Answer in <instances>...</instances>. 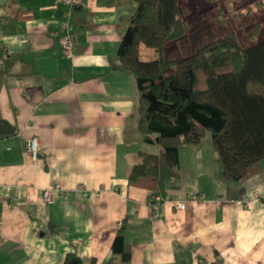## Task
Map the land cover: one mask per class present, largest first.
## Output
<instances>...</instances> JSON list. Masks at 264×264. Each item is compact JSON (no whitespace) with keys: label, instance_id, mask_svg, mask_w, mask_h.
Masks as SVG:
<instances>
[{"label":"crops","instance_id":"obj_1","mask_svg":"<svg viewBox=\"0 0 264 264\" xmlns=\"http://www.w3.org/2000/svg\"><path fill=\"white\" fill-rule=\"evenodd\" d=\"M135 8L133 0L72 8L0 0V118L15 127L0 137V264H64L70 252L106 264L121 226L130 264H264V160L257 174L232 181L216 152L181 145V184L157 218L152 193L129 184L138 153L161 149L143 141L135 78L118 58ZM67 18L73 58L60 44ZM32 137L36 158L26 150ZM54 183L64 192L46 201ZM198 193L204 199L192 201Z\"/></svg>","mask_w":264,"mask_h":264},{"label":"trees","instance_id":"obj_2","mask_svg":"<svg viewBox=\"0 0 264 264\" xmlns=\"http://www.w3.org/2000/svg\"><path fill=\"white\" fill-rule=\"evenodd\" d=\"M133 1L136 8L118 58L135 78L137 128L143 141L161 149L138 153L129 184L168 196L181 184L179 147L197 146L207 133L225 179L242 181L257 174L264 160V39L255 40L260 25L251 31L250 45H242L229 32L187 55L168 58L167 46L178 43L191 28L181 0ZM13 133L15 127L0 118V137ZM130 260L131 243L121 226L106 264H130ZM64 264L97 261L70 252Z\"/></svg>","mask_w":264,"mask_h":264},{"label":"rangeland","instance_id":"obj_3","mask_svg":"<svg viewBox=\"0 0 264 264\" xmlns=\"http://www.w3.org/2000/svg\"><path fill=\"white\" fill-rule=\"evenodd\" d=\"M180 2L182 12L190 22L191 28L178 43L174 42L167 46L168 58L187 55L201 44L229 32H234L242 45H250L252 43L250 33L256 24L260 25V31L255 40L264 39V0H181ZM218 10H221L219 15ZM202 144L205 155L210 150L216 152L210 133H207Z\"/></svg>","mask_w":264,"mask_h":264},{"label":"built area","instance_id":"obj_4","mask_svg":"<svg viewBox=\"0 0 264 264\" xmlns=\"http://www.w3.org/2000/svg\"><path fill=\"white\" fill-rule=\"evenodd\" d=\"M63 3L69 7H75L79 4V0H61ZM60 29L62 30L63 34L60 38L61 48L64 51L65 55L68 58H73L74 56V46H75V39L71 32V23L70 19H64L60 24ZM2 65V59L0 58V66ZM26 150L28 154H30L33 158H36L39 152V140L37 137H32L28 140L26 144ZM84 196L88 195V191L83 188L82 186L78 187ZM64 188L60 183H54L46 187L43 191V197L46 201H52L56 195V193H63ZM203 193L192 194L191 200L192 201H200L204 199ZM165 202V199L161 194H152L148 201V206L152 211L153 218H157L159 215L160 205ZM174 206L179 210H184L186 208V202L176 200L173 201Z\"/></svg>","mask_w":264,"mask_h":264}]
</instances>
